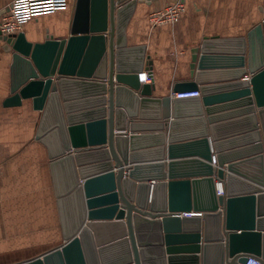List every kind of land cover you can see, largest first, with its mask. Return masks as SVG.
Here are the masks:
<instances>
[{
    "label": "water",
    "instance_id": "1",
    "mask_svg": "<svg viewBox=\"0 0 264 264\" xmlns=\"http://www.w3.org/2000/svg\"><path fill=\"white\" fill-rule=\"evenodd\" d=\"M139 3L76 0L68 37L2 39L3 105L41 112L63 233L13 264L264 263V17L243 36L205 37L160 95L147 46L129 44Z\"/></svg>",
    "mask_w": 264,
    "mask_h": 264
},
{
    "label": "crops",
    "instance_id": "2",
    "mask_svg": "<svg viewBox=\"0 0 264 264\" xmlns=\"http://www.w3.org/2000/svg\"><path fill=\"white\" fill-rule=\"evenodd\" d=\"M12 1L0 0V12ZM263 2L184 0L177 22L159 25L150 22V13L165 0L139 3L127 28L129 44L147 46L157 93L165 95L187 78L191 48L205 37L245 35L263 19ZM75 3L30 19L22 31L32 42L44 41L48 30L55 38L68 37ZM0 58V264H13L58 246L63 233L49 151L35 137L41 112L30 103L3 105L10 95L12 58L1 50Z\"/></svg>",
    "mask_w": 264,
    "mask_h": 264
},
{
    "label": "built area",
    "instance_id": "3",
    "mask_svg": "<svg viewBox=\"0 0 264 264\" xmlns=\"http://www.w3.org/2000/svg\"><path fill=\"white\" fill-rule=\"evenodd\" d=\"M140 3L151 4L153 0H138ZM70 0H13L7 9L0 12V44L2 39L22 31V26L30 19L65 10L69 7ZM264 12V2L262 4ZM185 10L184 0H165L162 8L150 13V22L153 25L175 23L179 20ZM142 83H151L152 77L149 71L144 70L140 73ZM200 91H185L172 93L175 98H186L199 96ZM2 167L0 166V175ZM218 194H223L221 184L217 187ZM186 216L201 215V213H185ZM246 264H264L257 257H250Z\"/></svg>",
    "mask_w": 264,
    "mask_h": 264
},
{
    "label": "rangeland",
    "instance_id": "4",
    "mask_svg": "<svg viewBox=\"0 0 264 264\" xmlns=\"http://www.w3.org/2000/svg\"><path fill=\"white\" fill-rule=\"evenodd\" d=\"M167 24H174V23H167ZM62 243H63V242H62ZM62 243H61V244H62ZM59 245H60V244H59ZM30 255H31V254H30ZM23 257H25V256L22 255V258H23Z\"/></svg>",
    "mask_w": 264,
    "mask_h": 264
}]
</instances>
